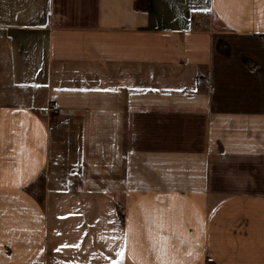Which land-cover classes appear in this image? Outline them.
I'll return each mask as SVG.
<instances>
[{
  "label": "crops",
  "instance_id": "1",
  "mask_svg": "<svg viewBox=\"0 0 264 264\" xmlns=\"http://www.w3.org/2000/svg\"><path fill=\"white\" fill-rule=\"evenodd\" d=\"M0 264H264V0H0Z\"/></svg>",
  "mask_w": 264,
  "mask_h": 264
},
{
  "label": "rangeland",
  "instance_id": "2",
  "mask_svg": "<svg viewBox=\"0 0 264 264\" xmlns=\"http://www.w3.org/2000/svg\"><path fill=\"white\" fill-rule=\"evenodd\" d=\"M122 156H123V159H122V171H123V174H124V169H125V165H126V162H127V159H126V157H127V154L124 152L123 154H122ZM129 160H128V166L129 167H132L131 169L133 170V171H135V173L137 174V172L136 171H140V170H137L138 169V166H140V162H139V164H138V161H139V159L137 158H134L133 156H131V154H129ZM121 177H126L125 175H122Z\"/></svg>",
  "mask_w": 264,
  "mask_h": 264
},
{
  "label": "built area",
  "instance_id": "3",
  "mask_svg": "<svg viewBox=\"0 0 264 264\" xmlns=\"http://www.w3.org/2000/svg\"><path fill=\"white\" fill-rule=\"evenodd\" d=\"M57 112H58V110L52 105H48L46 107V113H47L48 117H49V115L56 114Z\"/></svg>",
  "mask_w": 264,
  "mask_h": 264
},
{
  "label": "snow or ice",
  "instance_id": "4",
  "mask_svg": "<svg viewBox=\"0 0 264 264\" xmlns=\"http://www.w3.org/2000/svg\"><path fill=\"white\" fill-rule=\"evenodd\" d=\"M106 91H115L114 89H109V90H106ZM67 245H65V247H66ZM58 251H59V249H58Z\"/></svg>",
  "mask_w": 264,
  "mask_h": 264
}]
</instances>
